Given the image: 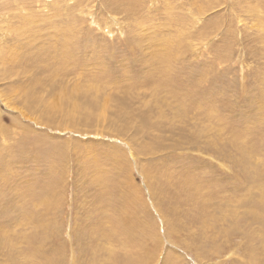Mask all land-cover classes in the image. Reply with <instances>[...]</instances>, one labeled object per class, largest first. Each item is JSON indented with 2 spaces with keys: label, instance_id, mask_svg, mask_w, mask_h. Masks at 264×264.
Masks as SVG:
<instances>
[{
  "label": "rangeland",
  "instance_id": "1",
  "mask_svg": "<svg viewBox=\"0 0 264 264\" xmlns=\"http://www.w3.org/2000/svg\"><path fill=\"white\" fill-rule=\"evenodd\" d=\"M0 264H264V0H0Z\"/></svg>",
  "mask_w": 264,
  "mask_h": 264
}]
</instances>
